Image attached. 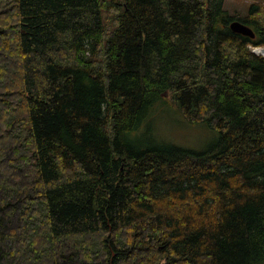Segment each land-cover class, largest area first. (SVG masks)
Masks as SVG:
<instances>
[{"label":"trees","instance_id":"trees-1","mask_svg":"<svg viewBox=\"0 0 264 264\" xmlns=\"http://www.w3.org/2000/svg\"><path fill=\"white\" fill-rule=\"evenodd\" d=\"M224 1L0 0V264H264V6Z\"/></svg>","mask_w":264,"mask_h":264},{"label":"rangeland","instance_id":"rangeland-1","mask_svg":"<svg viewBox=\"0 0 264 264\" xmlns=\"http://www.w3.org/2000/svg\"><path fill=\"white\" fill-rule=\"evenodd\" d=\"M255 3H262L264 6V0H225L224 9L235 17L244 18L248 14L249 6ZM105 15L103 13V17ZM258 49L264 47L251 51L257 55ZM164 97L167 98V94ZM151 118L150 126L157 138L178 147L202 151L211 146L217 137L215 132L203 125L186 123L170 105L156 108Z\"/></svg>","mask_w":264,"mask_h":264},{"label":"water","instance_id":"water-1","mask_svg":"<svg viewBox=\"0 0 264 264\" xmlns=\"http://www.w3.org/2000/svg\"><path fill=\"white\" fill-rule=\"evenodd\" d=\"M229 27H230L231 31L234 32V33H236V34H239V35H242V36H245V37H250V38H253L254 37V34L251 31V29L248 28L246 25H243L239 21L232 22L229 25ZM257 55H260V54H257Z\"/></svg>","mask_w":264,"mask_h":264},{"label":"bare ground","instance_id":"bare-ground-1","mask_svg":"<svg viewBox=\"0 0 264 264\" xmlns=\"http://www.w3.org/2000/svg\"><path fill=\"white\" fill-rule=\"evenodd\" d=\"M257 53L264 56V49H260V50L258 49Z\"/></svg>","mask_w":264,"mask_h":264},{"label":"built area","instance_id":"built-area-1","mask_svg":"<svg viewBox=\"0 0 264 264\" xmlns=\"http://www.w3.org/2000/svg\"><path fill=\"white\" fill-rule=\"evenodd\" d=\"M253 50V49H252Z\"/></svg>","mask_w":264,"mask_h":264}]
</instances>
